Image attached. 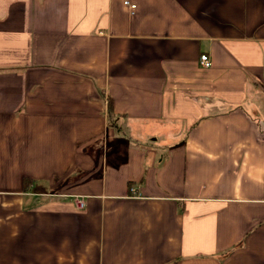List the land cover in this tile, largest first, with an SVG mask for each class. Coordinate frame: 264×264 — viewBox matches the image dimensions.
Returning a JSON list of instances; mask_svg holds the SVG:
<instances>
[{
	"label": "crops",
	"instance_id": "1",
	"mask_svg": "<svg viewBox=\"0 0 264 264\" xmlns=\"http://www.w3.org/2000/svg\"><path fill=\"white\" fill-rule=\"evenodd\" d=\"M124 1L0 0V264H264V0Z\"/></svg>",
	"mask_w": 264,
	"mask_h": 264
},
{
	"label": "built area",
	"instance_id": "2",
	"mask_svg": "<svg viewBox=\"0 0 264 264\" xmlns=\"http://www.w3.org/2000/svg\"><path fill=\"white\" fill-rule=\"evenodd\" d=\"M124 5H126L131 12H133L136 7L135 4L130 3L128 0L124 1ZM199 64L204 68H208L211 65L209 56L207 54H201L199 57ZM74 204L78 209H83L85 202L82 197H75Z\"/></svg>",
	"mask_w": 264,
	"mask_h": 264
},
{
	"label": "trees",
	"instance_id": "3",
	"mask_svg": "<svg viewBox=\"0 0 264 264\" xmlns=\"http://www.w3.org/2000/svg\"><path fill=\"white\" fill-rule=\"evenodd\" d=\"M109 112H111L110 109H109ZM22 180H23V184H24V186H25L26 184L30 185L31 182H33L32 178H31V177H28V176H24ZM25 188H26V187H25Z\"/></svg>",
	"mask_w": 264,
	"mask_h": 264
}]
</instances>
